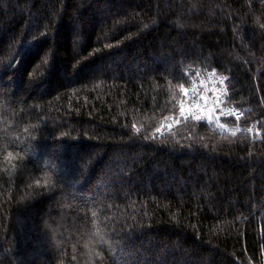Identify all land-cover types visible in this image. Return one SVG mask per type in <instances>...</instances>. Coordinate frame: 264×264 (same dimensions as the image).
Masks as SVG:
<instances>
[{"label": "trees", "instance_id": "16d2710c", "mask_svg": "<svg viewBox=\"0 0 264 264\" xmlns=\"http://www.w3.org/2000/svg\"><path fill=\"white\" fill-rule=\"evenodd\" d=\"M0 264H264V0H0Z\"/></svg>", "mask_w": 264, "mask_h": 264}, {"label": "built area", "instance_id": "2783aa9c", "mask_svg": "<svg viewBox=\"0 0 264 264\" xmlns=\"http://www.w3.org/2000/svg\"><path fill=\"white\" fill-rule=\"evenodd\" d=\"M226 85L227 84H226L225 75L217 74L215 71H208L205 74H203L201 77H199L197 81L191 83L186 88L187 96L191 98L197 95H204V94H208L209 91L212 90L216 96L214 101H211V105L207 107L211 108V111H213L216 115L226 114L228 117H232L237 122V120L242 115V112L233 106L229 107L223 103L224 102L223 95H225L228 92ZM210 86L211 89L208 88ZM181 109H183V111ZM180 110L182 117H191L195 119L196 116H200V117L203 116L202 109L199 107H194L187 100L182 101Z\"/></svg>", "mask_w": 264, "mask_h": 264}, {"label": "rangeland", "instance_id": "374dc122", "mask_svg": "<svg viewBox=\"0 0 264 264\" xmlns=\"http://www.w3.org/2000/svg\"><path fill=\"white\" fill-rule=\"evenodd\" d=\"M208 71H215L217 74H222L215 68H207L200 72H197L196 75L191 77L190 84L197 81L199 77H201L203 74H205V72H208ZM223 75L225 74L223 73ZM208 88L211 89V86ZM215 96L216 95L213 93V91L210 90L208 94L197 95L195 97L190 98L187 95H185L184 90L182 91V98L189 101V103L192 104L194 107H199L202 109V112H203V116H201L202 120L210 122L211 127H213L214 129L217 128L216 130L218 131H221V132L226 131L230 133H235L236 131H238L239 127H238V123L232 117H228L226 114H223L224 116L219 115V114L216 115L213 111H211V108L207 107L211 105V101H214ZM224 104L229 107L232 106L229 103V101L226 99H224ZM246 130L251 132V129L247 126H246Z\"/></svg>", "mask_w": 264, "mask_h": 264}, {"label": "snow or ice", "instance_id": "6c2138e0", "mask_svg": "<svg viewBox=\"0 0 264 264\" xmlns=\"http://www.w3.org/2000/svg\"><path fill=\"white\" fill-rule=\"evenodd\" d=\"M184 92H185V95H187V89H185ZM181 110L183 111V109H181ZM195 119L197 121H199L201 119V117L200 116H196Z\"/></svg>", "mask_w": 264, "mask_h": 264}]
</instances>
